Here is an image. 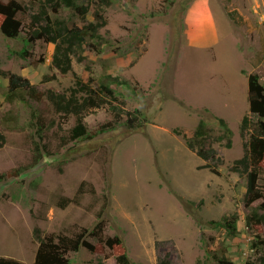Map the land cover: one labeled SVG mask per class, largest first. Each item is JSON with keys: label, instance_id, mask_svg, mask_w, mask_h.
Wrapping results in <instances>:
<instances>
[{"label": "rangeland", "instance_id": "1", "mask_svg": "<svg viewBox=\"0 0 264 264\" xmlns=\"http://www.w3.org/2000/svg\"><path fill=\"white\" fill-rule=\"evenodd\" d=\"M19 1L26 9L19 36L0 29V69L43 93H70L78 77L87 82L93 74L98 85L107 74L121 76L128 83H114L116 94L148 121L140 130L119 124L101 131L113 117L106 107L92 108L84 115L89 136L73 139V114L56 111L45 95L9 102L8 77L0 74V256L34 264L37 228L42 236L72 235L103 220L104 238L122 243L109 247L89 235L94 252L69 253L71 264H118L123 252L132 264H161L166 256L169 264H215L214 255L234 264L256 259L252 243L264 238V226L247 224V177L233 166L244 154L243 117L251 114L248 75L258 73L264 84V0H108L101 51L77 48L68 73L52 62L54 43L32 38L28 25L43 0ZM103 1L79 0L91 5L86 21L64 6L59 17L83 26ZM186 33L214 36L189 44ZM217 117L231 128L232 146L210 139L216 173L184 135L191 137L201 119L218 135ZM83 182L87 191L79 195ZM63 198L72 199L65 208Z\"/></svg>", "mask_w": 264, "mask_h": 264}, {"label": "trees", "instance_id": "2", "mask_svg": "<svg viewBox=\"0 0 264 264\" xmlns=\"http://www.w3.org/2000/svg\"><path fill=\"white\" fill-rule=\"evenodd\" d=\"M109 1L104 0L99 3L95 12V20L88 21L83 26L74 25L69 27L64 20L59 17L60 9L68 7L74 9L81 18L86 21L90 11L89 3H81L79 0H43L39 6L38 12L32 15L29 22V28L32 30V38H43L47 42L55 44V52L52 62L62 73H68L72 69V53L77 48L83 46L89 47L92 51L99 53L101 51L100 42L103 40L99 33L101 22L105 19L102 10ZM24 5L19 0H0V29L1 32L10 38L19 36L23 26V20L19 14L25 12ZM51 12L55 15L52 16ZM45 22V23H44ZM102 22V23H104ZM44 23V24H43ZM65 45V46H64ZM0 74L8 77V91L6 99L9 102L23 100L26 96L34 99H41L45 95L55 106L56 111L65 115L73 114L76 117V124L71 129V137L82 138L89 136L88 128L84 121L85 112L92 108L106 107L112 115V120L101 127V131L115 129L117 125L124 124L129 130H140L143 122L148 120L142 115L139 109L128 110L125 107V101L120 99L113 88V84L124 85L128 81L121 76L107 74L103 79L95 84V77L92 74L90 81L84 82L78 77L76 87L71 88L70 93L57 92L48 89L45 93L39 91L31 81L19 74L6 72L0 69ZM248 98L250 113L243 117L241 123V134L245 137L244 154L237 159L234 169L244 173L247 177V190L245 193L246 206L250 208L247 214L246 222L248 225L264 226V84L261 82L258 73L248 75ZM256 119H253V117ZM221 125V131L218 135L210 133L206 121L201 119L191 137L184 135L189 149L194 151L202 160L206 161L204 167L210 168L213 172H218L214 162L217 158V150L212 145L210 139L218 142L226 140V146L231 147V128L224 118H216ZM12 120L7 118L6 122ZM5 142V136L0 132V148ZM16 173V172H15ZM4 175H0V180ZM86 183L83 182L78 188V194L87 191ZM94 192V189H90ZM72 199L63 198L60 206L65 208ZM257 200L261 202L253 206ZM101 214V212H100ZM99 214V216H101ZM233 224L228 221V228L231 233L236 231V216H233ZM211 222H215L214 220ZM225 224L226 223H220ZM104 221L96 224L92 231L88 228H82L80 231L68 235L65 233H50L42 236L40 229H36V235L39 244L35 254L34 264H71L69 253L77 252L81 247L94 252L95 244L88 240L89 235L105 243L109 247L121 244L118 237L104 238ZM255 258L249 260L247 264H264V238L257 235L252 243ZM118 264H132L126 252L116 257ZM215 264H234L227 256L214 255ZM0 264H26L24 261L0 256ZM84 264H106L102 259L97 262H86ZM161 264H169L168 257L162 259Z\"/></svg>", "mask_w": 264, "mask_h": 264}, {"label": "crops", "instance_id": "3", "mask_svg": "<svg viewBox=\"0 0 264 264\" xmlns=\"http://www.w3.org/2000/svg\"><path fill=\"white\" fill-rule=\"evenodd\" d=\"M196 35L197 33H189V34L186 33V36L189 38V41H190L189 44L198 43L199 45H204L207 43H212L211 41L213 40L212 38L214 36L213 33H209V34H204V36L201 39H199V37Z\"/></svg>", "mask_w": 264, "mask_h": 264}, {"label": "built area", "instance_id": "4", "mask_svg": "<svg viewBox=\"0 0 264 264\" xmlns=\"http://www.w3.org/2000/svg\"><path fill=\"white\" fill-rule=\"evenodd\" d=\"M260 18H261L262 20H264V5H263V7H262V9H261V16H260Z\"/></svg>", "mask_w": 264, "mask_h": 264}]
</instances>
